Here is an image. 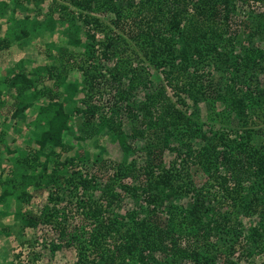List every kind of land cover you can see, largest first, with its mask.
I'll list each match as a JSON object with an SVG mask.
<instances>
[{
    "label": "trees",
    "instance_id": "1",
    "mask_svg": "<svg viewBox=\"0 0 264 264\" xmlns=\"http://www.w3.org/2000/svg\"><path fill=\"white\" fill-rule=\"evenodd\" d=\"M24 1L32 2H15ZM245 1L248 0H66L67 4H63L52 0L44 19L36 23L34 29H22L21 32L16 28L8 29L7 36L0 39L2 50L23 38L27 40L25 44H29L39 37L38 33L53 34L58 27H63L62 32L69 44L62 48L54 42L48 43L50 48L60 53L59 66L50 64L35 66L29 71L11 70V74L4 79L15 93L14 114L33 107L39 98H46V102L38 106L39 112L47 114L46 129L34 135L38 148L29 156L23 152V158L18 159V164H23L28 170L13 173V176L4 179L0 176V199L5 198L10 205L13 201H23L30 190L48 191L47 204L40 214H22L21 219L25 227L49 223L55 228L59 242L51 243V252L63 246H74L75 264H241L232 252L217 248L215 237L232 231L239 236V213H259V225L264 230V129L245 128L251 123L248 122L251 121L248 120L250 115L262 116L264 120V112L260 111L264 109V88L251 87L248 83L245 92L240 93L229 84L228 76H221L207 87L202 83L204 77L211 74L204 72L205 65H212L216 72L223 70L231 75L241 72L247 80L251 78L247 76V71H251L256 78V73L264 72V50L253 46L242 47L240 51L234 49L236 32L231 31V23L235 22V2ZM256 1L264 4V0ZM262 15L264 18V12ZM105 18L112 26L104 23ZM258 24L264 31V22ZM256 29L252 30V35L257 34ZM97 32L102 33V38H96ZM125 35L136 42L153 68L161 70L169 86L185 92L196 104L202 97L208 96L224 102L242 121L243 129V134H239L243 139L241 141L234 143L235 140H228L223 133H218L214 141L184 152V146L190 144L187 138L196 136L201 130H188L191 128L190 118L171 102L163 88L147 95L141 109L151 116L148 121L150 127L162 129L164 147L169 146L167 141L172 134L171 127L181 130L178 128L181 123L184 128L179 135L180 146H169L176 154L172 165H163L162 147L149 151L152 162L143 168L144 176L141 174V199L150 206L149 213L144 216H138L136 210L124 214L115 212L113 203L121 200L123 195L122 192H115V184L119 181L110 179L98 186L99 173L92 169L95 167L99 172L109 169L111 164L108 160L95 158L93 166L82 172L75 167L74 157L67 158L65 163L69 173L66 175L59 173L61 163L50 155L54 153V148H64L63 133L69 129L71 118L81 114L82 119L77 124L86 139H92L106 130L119 144L123 158L114 165L113 171L117 175L119 172L120 176L134 171V162L127 161L128 153L133 150L128 140H134L142 132L135 131V127L129 134L123 132L113 117L98 116L97 120L99 105L91 99L93 92L105 86L116 89L113 103H117L124 100L126 94H133L136 85L145 84L144 74L131 68V83L127 88L121 86L120 81L127 73L125 61L121 58L126 51ZM70 47H82L79 61L73 57ZM113 58L114 65L106 68L105 72L96 65L97 60ZM200 65L202 68H199ZM72 68L81 72L86 83V94L80 100L76 99L77 84L69 80ZM178 76H185V80H177ZM47 81L52 82L51 86L45 84ZM66 104L73 105L71 110L66 108ZM126 108L128 114L134 110L129 106ZM255 135H260L262 139L254 142ZM201 136L207 138L204 133ZM189 156L211 175L214 186L222 192V197L233 210L221 212L210 204L206 191L196 188L191 180L183 179L182 164L188 162ZM220 165L230 173L233 186L228 185L227 177L218 174ZM184 173L187 177V172ZM248 182L251 183L245 192L244 185ZM120 187L123 192L132 191L133 197L138 196L136 191L133 192L135 188L126 184ZM96 191H99L98 196ZM188 192L193 198L189 206L178 204L176 201ZM66 196L75 197V205L83 219L81 223H70L65 213L66 206L58 205ZM159 206L164 207L166 216L156 213ZM1 214H8V210ZM186 238H192V243L182 244L181 241ZM263 238L264 233L258 227H251L248 239L253 242V248L258 247L257 240L262 241ZM16 264L23 263L18 261Z\"/></svg>",
    "mask_w": 264,
    "mask_h": 264
},
{
    "label": "rangeland",
    "instance_id": "2",
    "mask_svg": "<svg viewBox=\"0 0 264 264\" xmlns=\"http://www.w3.org/2000/svg\"><path fill=\"white\" fill-rule=\"evenodd\" d=\"M15 1L16 0H0V34L4 35L1 39L7 36L8 29L16 28L18 32H21L22 29L26 31H30L32 28L34 29L35 24L44 19V15L52 2V0H32V2L24 1L23 3L20 2L17 4ZM138 1L139 0H136V2ZM58 2L67 4L66 0H58ZM235 6V22L231 23V31L236 32V37L233 42L234 49L240 51L242 47L247 48L248 46H253L264 50V31L261 25L258 24L259 22H264L262 15L264 12V4L260 1L248 0L245 1V3L235 2ZM70 8L72 9V7ZM104 23L112 26L106 18L104 19ZM254 29L258 30L256 35H252L253 33H251ZM62 30L63 27H58L53 34L50 32L45 34L38 33L37 35L39 37H35L29 44H25L27 40L23 38L20 42L12 43L9 48L0 50V64H6L11 61L14 63L12 67L0 68V176L3 179L13 176V173L25 172L28 170V168L24 167L23 164H18V162L23 158V152L29 156L37 150L38 147L34 142V135L36 132H41L47 127V114L39 112L38 110V106L41 103H45L46 98L41 97L35 102L33 107L25 109L20 114H14L15 104H13V99L15 93L14 90L6 84L7 79L4 80V78H7V76L11 74V70L22 69L29 71L32 67L50 64L59 66L60 61H58V56L60 53L56 51L55 48H50L48 43L54 42L56 46H61L62 48L69 46L66 41V35ZM124 37L126 40V51L121 54V58L125 61V70L127 73H124L120 81L121 86L127 88L131 83L130 79L133 76V69L140 70L142 74H144V79L146 80L145 84L136 85L134 87L136 89L132 92L133 94H126L124 97L125 99L117 103H113V94H117L116 89L105 86L99 89L100 92H93V97L91 99L93 103L99 105V109L96 111L97 120L98 116L107 118L113 117L116 120L115 124H120L123 132L129 134L133 127H135V131L142 132V135L136 133L138 135L134 140L131 138L128 140L133 150L128 153L127 161L130 163L134 162V171L132 170L133 172L131 173L133 175L127 174L120 176L119 172L117 175V172L115 170L113 171L114 165L122 160L123 153L117 141L108 131L104 130L101 134L92 139H86V137L83 136L84 133L77 124L79 119H82L81 114L71 118L69 129L65 130L63 133L62 138L66 147L54 148V153L50 155L61 163L59 173L66 175L69 173V170L67 171V164L65 163L67 158L74 157L75 167L79 168L82 172L93 166V160L95 158L108 160L111 164L109 169L105 168L100 172L97 171L95 167L92 169L95 173H99V179L97 180L98 186L101 182L104 183L110 179L114 182L119 181V184H115V192H122L123 195L121 200H117V202L113 203L115 212L124 214L131 210H136L138 216H144L149 213L148 208H150L146 201L141 199L143 196L141 195L143 186L142 176H144L143 168L149 164V162H152L149 151L154 147L155 150L162 147L163 153L161 157L163 165L166 167L172 165L176 158V154L169 149V146H180L181 139L179 135L182 132V128H184L180 125L181 123H179L180 126L178 125V128H181V130H175L171 127L170 132L172 134L167 141L169 146L164 147V133L162 129L150 127L148 121L151 116L146 115L144 110L141 109V106L145 104L143 102L147 101V95H150V93L155 90L163 88L166 95L171 99V102H173L185 116L190 118L191 128L188 127V130L196 128L201 130L196 136L190 135L187 138L190 144L189 146H184V152L190 151V148H201L203 145H206L207 142L211 140L214 141V137L218 133H223L228 140H235L234 143L236 141H241L243 139L239 137V134H243V129L241 128L242 121L236 117L233 111L225 106L224 102L213 99L212 96H208L204 99L202 97L196 104L185 92L178 91L175 87L172 88L169 86L161 70L155 69V67L153 68V66L145 60L136 42L131 41L127 35ZM96 38H102V33L97 32ZM26 47H28L25 53L26 57H19ZM69 50L73 52L75 60L79 61L82 47H70ZM114 63V58L109 60L101 59L97 60L96 65H99L98 67L102 68V71L105 72L107 71L105 69L112 67ZM199 68H202V65H200ZM203 70L204 72L209 71L211 73L207 77H204L202 84L206 87L209 84L213 85L221 76H228L232 77H227L229 84L234 85V88L240 93L245 92L248 83L251 87L256 85L260 88H264L263 71L256 73L257 78L256 76L253 77L254 75L251 71H247V76L251 77L247 80L243 77L241 72H237L233 75L223 70H221V72H216L212 65H205ZM189 71H191V67ZM68 76L69 80L74 81L78 86L76 99L80 100L84 98L87 88L81 72L77 68H72L69 70ZM180 79L185 80V76H181V78L178 76L177 80ZM51 83V81H47L45 84L51 86ZM172 83L175 84V81ZM126 106L132 109L134 108V110L128 114ZM72 107L73 105L66 104L68 110H71ZM260 111L262 113L264 109ZM151 112L154 118L155 112L153 107ZM248 120H251L248 121L251 123L247 124L245 127L246 129H249L250 126H252L253 129H264V120L262 116L250 115L248 116ZM202 133L206 134V139L201 136ZM261 139L262 137L260 135H255L253 141L257 142ZM185 140L184 138V141ZM220 148L221 146L218 145V149ZM7 150L12 153H9ZM46 151H48V149ZM81 156H83V158L79 159ZM191 158L192 157L189 156L188 162L181 163L184 165L183 168H181L183 179L185 181H188V179L191 180L196 188H202L206 191L208 200L211 199L210 204L215 205L221 212L228 213L232 209L230 203L222 197V192L218 191V188L214 186V180L211 178V175L205 173L199 165L193 162L194 159ZM177 162H179V160H177ZM185 171L188 174L187 177L184 175ZM218 174L227 177L228 185L233 186L234 181L230 179V173L222 165L219 166ZM250 183L251 182L245 183V192H247V185ZM121 184H126L135 188L133 192L136 191L138 196L133 197L132 191H128L129 193L123 192L120 187ZM15 192L18 193V190H15ZM29 192V196L23 201H13L10 205L9 201L5 200V198L0 199L3 201L0 202V206H2L0 215L4 212L3 209H6L7 212V209L10 208L12 210L11 212L16 214V218L19 222L18 231L14 233L13 242H11L9 249L10 254L13 255V264L18 263V261L23 264H75L76 250L74 246H63L55 252L50 251L51 243L59 242L57 231L54 230L55 228L51 224L40 223L34 227L23 226L21 219L22 214H40L41 210L47 204V190H30ZM96 195H99V191H96ZM247 195L249 197L250 193ZM192 199V193L188 192L176 202L183 206H189ZM75 204V197L66 196L63 197L62 203L58 205L60 207H62V205L66 206L67 209L65 213L68 215L70 223L79 224L83 219H81L82 215ZM156 209L157 214L166 216L163 206H159ZM238 220L241 222V224H238L239 228H237V230L241 231L240 235L237 236L234 231H232V233L223 232L221 235L215 237L217 248H219L220 251L232 252L234 258H238L241 264H264V238L262 241L257 240L260 245L256 248H253V242H250L251 240L248 239L249 232L253 226L258 227L260 232L262 231L264 233L263 228L259 225L261 222L259 213H252L250 215L239 213ZM181 242L182 244H190L192 243V238H186ZM200 250L203 252L202 248H200Z\"/></svg>",
    "mask_w": 264,
    "mask_h": 264
},
{
    "label": "crops",
    "instance_id": "3",
    "mask_svg": "<svg viewBox=\"0 0 264 264\" xmlns=\"http://www.w3.org/2000/svg\"><path fill=\"white\" fill-rule=\"evenodd\" d=\"M4 35L0 34V39ZM26 47L23 49L22 54L19 57H26ZM24 59V58H20ZM8 61V60H7ZM2 63V61H1ZM14 63L9 62L6 64H0V68H6V67H12ZM4 65V66H1ZM5 79V78H4ZM0 202H3L0 200ZM4 204V203H3ZM12 208V207H11ZM2 209V206H0V210ZM8 214L6 215H0V264H12L13 263V255L10 254V245L11 242H13L14 233H17L19 222L16 218V214L11 212L12 210L9 208ZM3 211H6V209H3Z\"/></svg>",
    "mask_w": 264,
    "mask_h": 264
}]
</instances>
